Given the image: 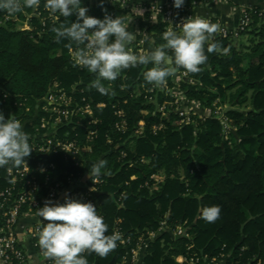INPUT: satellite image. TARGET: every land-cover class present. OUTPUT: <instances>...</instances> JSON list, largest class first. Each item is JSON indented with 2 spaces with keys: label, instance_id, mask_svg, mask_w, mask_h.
Masks as SVG:
<instances>
[{
  "label": "trees",
  "instance_id": "obj_1",
  "mask_svg": "<svg viewBox=\"0 0 264 264\" xmlns=\"http://www.w3.org/2000/svg\"><path fill=\"white\" fill-rule=\"evenodd\" d=\"M107 1L82 0V6L88 9L89 16L98 19L128 12ZM195 1L185 0V9H178L179 16L189 17ZM44 5L45 0H40L37 9L45 21L31 17L32 32L19 31L12 23L0 26V113L5 118L16 116L23 123L32 121L25 130L33 134L41 118L38 115L35 119L37 109H41L39 102L54 84L79 102L86 98L94 109L98 124L84 121L98 132L85 167L77 169L73 162L66 165L62 155L43 156L33 149L31 140L33 153L26 158L33 169L47 160L61 171L76 175L88 172L98 160L107 161L99 175L104 183L94 196L97 214L108 227L106 235L120 227L130 241L118 240L105 256L89 250L80 255L88 264H120L127 248L131 250L140 240H148L149 234L158 233L165 223L160 234L150 241L143 264H178L177 258L188 254L211 258L224 254L229 256L225 264L264 261V14L259 9L245 11L250 23L239 32L238 39L223 38L216 31L204 43L207 61L199 66V72L179 67V73L166 79L173 90L174 76L186 72L178 89L189 103L214 109L216 101L220 100L221 105L229 101L225 116L236 139L226 140L224 126L215 117L197 120V125H180L178 108L182 105H172V92L143 78V73L154 66L151 63L122 69L115 81L102 80L104 94L91 87L96 74L77 65L71 56L76 51L75 44L68 39L57 41L52 31L62 24L70 26L77 17L52 14ZM24 9L32 14L35 7ZM5 12L0 11V16ZM163 14L164 10L149 26L145 24L149 13L138 17L141 29L152 34L155 48L166 43ZM213 43L217 48L208 52ZM165 104L167 116L163 117L159 110ZM117 111H123L127 119L126 134L115 128ZM141 121L143 134L135 136ZM160 126L163 128L155 131ZM77 133L85 144V129L78 128L71 138ZM8 167L18 166L10 164L2 170V187L11 184L5 172ZM159 173L166 178L155 190L151 177ZM37 175L44 182V176ZM211 206L220 208L213 222L202 217V209ZM179 227L190 238L176 237Z\"/></svg>",
  "mask_w": 264,
  "mask_h": 264
},
{
  "label": "built area",
  "instance_id": "obj_2",
  "mask_svg": "<svg viewBox=\"0 0 264 264\" xmlns=\"http://www.w3.org/2000/svg\"><path fill=\"white\" fill-rule=\"evenodd\" d=\"M107 3L115 5L119 4L123 10H127L126 13H111L110 15L115 18L123 16L126 24H133L138 32L142 35L146 31L141 29L140 20L138 17L145 16L149 13L150 17L146 21V25H152L156 22L159 14L164 10L163 20L167 23V30L179 31L176 28L177 25H182L186 17H180L178 9L173 6V0H170L166 5H160L155 1L150 10H147L142 5H135L128 0H108ZM185 9L183 5L179 10ZM262 14H264L262 12ZM31 17H37L44 22L42 13L38 11L37 7L33 10V13H27L25 9L19 13L9 15L7 11L4 15L0 16V26H7L12 23L19 31L32 32L34 27L31 23ZM189 17H192L191 15ZM187 17V18H189ZM250 23L249 17L244 13L242 21L237 31H229L225 27L219 26L218 34L226 39H238L239 32L244 31ZM44 26V23H42ZM143 43L129 46V50L135 54L140 55L145 52ZM74 53H71L72 60H74ZM179 73L178 68H176ZM178 78L173 80L175 88L170 90L167 83L164 85L168 92H172L174 101L172 105L178 107L182 105V108H178V114L181 118L180 125L195 124V121L191 116H197L195 113L196 108H201L197 103H189L185 100L184 96L178 89L181 81L186 79V72H182ZM154 87L151 92H153ZM187 104V108L184 104ZM105 107V105H100ZM195 106V107H194ZM214 111L211 113V117H215L224 126L225 136L230 133L233 134L234 130L227 124V118L225 112L222 111V105L220 100L213 104ZM35 119L41 116L38 126L34 128L33 134L26 132V126L32 121L23 123L22 129L29 135L33 149L37 150L43 156L62 155L66 160V165H73L75 168L80 169L87 164V154L93 153V143L97 138V131L92 130L87 126L84 121H89V125H97L98 119L95 115V111L89 104L86 98H82L79 102L72 95L61 88L58 84H54L48 91L47 95L39 102ZM167 105L160 107V113L163 117L167 116ZM29 111V109L27 110ZM116 115L119 120L115 124L117 132L126 134L128 131V122L123 111H117ZM207 119V118H206ZM201 120V119H200ZM84 128L86 131L85 144L77 133L75 138H71V133L75 132L78 128ZM163 128L155 127V131ZM144 131V122L141 121L138 124V128L135 130V136H140ZM108 143L112 144V139L108 137ZM123 158L126 154L122 153ZM142 162H145L143 159ZM10 165V164H9ZM8 165L0 167V178L2 177V170ZM6 176L10 179L11 184L6 187H2L0 184V264H30V260L26 251L23 249L19 242V226L21 221L27 217L32 218L33 222L27 229V235L32 241L34 247L40 255L47 258L48 262L55 264V258H50L44 254L41 250L38 239L39 230L44 226L39 216L36 215V210L43 207L45 201L51 200L53 202L63 203L65 196L71 198L80 199L83 202H91L97 208L98 203L94 199V196L98 195L99 186L104 183L100 177H91L88 172L79 173L76 175L74 172L61 171L54 163H49L47 160L41 167L33 169L30 161H26L19 165L16 169L8 167L6 168ZM39 175L44 176V182H41L37 177ZM64 178V179H61ZM84 180V184L81 180ZM154 182L152 189L156 184H159L160 180L155 175L151 177ZM95 188L94 191H91ZM123 195L120 197L118 204L122 200ZM45 224L48 221H43ZM165 223H162L158 233L149 234L148 240H140L135 247L131 250L126 249L127 254L123 258L120 264H143L146 250L150 241L155 239L160 232L164 229ZM115 232H118L122 243H127L130 239H126L121 228L117 227ZM176 237L190 238L187 231L182 227H179L175 232ZM229 256L221 255V258L209 257L202 255L196 257L179 256L177 258L178 264H225ZM247 264H264V261L253 260Z\"/></svg>",
  "mask_w": 264,
  "mask_h": 264
},
{
  "label": "clouds",
  "instance_id": "obj_3",
  "mask_svg": "<svg viewBox=\"0 0 264 264\" xmlns=\"http://www.w3.org/2000/svg\"><path fill=\"white\" fill-rule=\"evenodd\" d=\"M184 3L185 0H173L176 9H180ZM39 4L40 0H0V11L6 10L13 15L25 7H39ZM44 6L52 14L77 17V22H71L70 26L62 24L52 31L56 33L57 41L68 39L75 44V63L96 74L91 87L102 94L106 93L102 80L115 81L122 69L137 64H153L143 73V78L149 84L160 87L166 84L167 77L173 75L176 68L182 67L190 73L199 72V66L207 61L204 43L219 28L218 24L192 16L176 26L178 32H164L165 44L135 55L129 50V45L139 32L128 31L123 16L113 18L106 14L103 19L94 18L87 14L88 9L82 6V0H45ZM216 48L217 44L213 43L207 50L212 52ZM167 50L171 51V55ZM29 139L16 116L5 118L0 113V167L9 164L19 166L26 162V158L33 153ZM106 165V160H98L91 165L88 175L99 177ZM219 212L218 206L205 207L202 217L213 222ZM36 215L42 218L44 225L39 230L38 244L46 256L55 258V264H88L80 253L89 250L105 256L120 239L115 231L112 235H106L108 227L104 218L97 214L94 204L70 196H65L63 203L45 201L43 207L36 210Z\"/></svg>",
  "mask_w": 264,
  "mask_h": 264
},
{
  "label": "crops",
  "instance_id": "obj_4",
  "mask_svg": "<svg viewBox=\"0 0 264 264\" xmlns=\"http://www.w3.org/2000/svg\"><path fill=\"white\" fill-rule=\"evenodd\" d=\"M135 5H152L157 1L160 5H166L170 0H128ZM120 6L118 3L115 4ZM259 9L264 13V0H196L191 12V16H198L210 22L216 21L221 27H225L229 31H237L242 21L245 11ZM128 31L136 33L137 28L133 24H127ZM146 34V35H145ZM145 34H137L136 39L129 45L143 43L144 51H151L155 49L152 34L146 32ZM171 64V61L169 62ZM175 67V65H172ZM177 74V71L174 72ZM178 78L176 75L174 79ZM173 79V80H174ZM163 173L155 175L160 182L156 184L154 189H160L166 176L163 178ZM160 177V178H159ZM33 220L27 217L21 221L19 226V242L26 251L30 260V264H51L47 258L38 253L32 241L27 235V229L32 224Z\"/></svg>",
  "mask_w": 264,
  "mask_h": 264
},
{
  "label": "rangeland",
  "instance_id": "obj_5",
  "mask_svg": "<svg viewBox=\"0 0 264 264\" xmlns=\"http://www.w3.org/2000/svg\"><path fill=\"white\" fill-rule=\"evenodd\" d=\"M216 103V102H215ZM221 103V102H220ZM186 106H188L186 103L184 104V107L187 108ZM201 106V105H200ZM195 107V106H194ZM229 107V101H227V103L225 105H222V111H224L226 113V110L228 109ZM214 111V109H207L203 106H201V108H196L195 110V113L197 116L196 117V120H195V125H197V120L199 121H204L206 118H211V113ZM201 119V120H200ZM234 136V137H233ZM232 138H235L236 139V132L234 131L232 137H231V134L228 133L226 135V140H233ZM165 176L163 175V178ZM160 178V177H159ZM161 179V178H160ZM159 179V180H160ZM81 182L83 183L84 180L82 179ZM84 184V183H83Z\"/></svg>",
  "mask_w": 264,
  "mask_h": 264
},
{
  "label": "water",
  "instance_id": "obj_6",
  "mask_svg": "<svg viewBox=\"0 0 264 264\" xmlns=\"http://www.w3.org/2000/svg\"><path fill=\"white\" fill-rule=\"evenodd\" d=\"M1 27H2V28H5V26H3V25H2Z\"/></svg>",
  "mask_w": 264,
  "mask_h": 264
}]
</instances>
